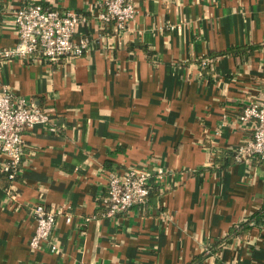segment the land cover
Returning <instances> with one entry per match:
<instances>
[{"label":"crops","instance_id":"crops-1","mask_svg":"<svg viewBox=\"0 0 264 264\" xmlns=\"http://www.w3.org/2000/svg\"><path fill=\"white\" fill-rule=\"evenodd\" d=\"M100 1L49 0L86 18L81 56L0 60V84L50 116L0 174V264H264V223L233 234L264 200V160L234 158L251 135L238 117L263 95L264 0H133L120 32L99 30ZM22 2L0 0V49ZM143 164L164 174L147 202L105 216L106 172ZM36 204L70 214L54 250L28 246Z\"/></svg>","mask_w":264,"mask_h":264},{"label":"built area","instance_id":"built-area-1","mask_svg":"<svg viewBox=\"0 0 264 264\" xmlns=\"http://www.w3.org/2000/svg\"><path fill=\"white\" fill-rule=\"evenodd\" d=\"M14 11L12 24L16 33V42L11 48L0 49V60L41 59L50 64L61 60H71L88 50L87 38L74 39L79 24L86 18L74 10L59 8L49 0H22ZM96 20L99 30H105L112 24L115 32L126 28L137 13L133 0H101L98 4ZM239 121L248 123L251 135L248 140L235 148L234 158H257L264 160V86L260 100L246 104L239 115ZM50 121V116L34 102L18 95L0 84V153L6 156L0 170L12 180L18 173L23 158V135L37 124ZM106 196L103 199L104 215L118 216L133 207L147 202L150 189L162 181L163 172L156 171L155 177L149 164L130 167L124 171L106 172ZM6 192H9L7 189ZM63 215L69 222L71 217L62 208L49 209L36 204L32 209L34 231L28 242L29 248L39 249L47 245L55 249L52 241L57 216Z\"/></svg>","mask_w":264,"mask_h":264},{"label":"trees","instance_id":"trees-1","mask_svg":"<svg viewBox=\"0 0 264 264\" xmlns=\"http://www.w3.org/2000/svg\"><path fill=\"white\" fill-rule=\"evenodd\" d=\"M0 174H2L3 176H5V180L8 182L10 179L7 177V174H5L3 171L0 170ZM152 189V187H151ZM150 189V191H151ZM264 223V200L262 205L260 206V208L254 212L253 214L245 217V219L243 221H241L239 223V225L234 229V235H241L243 232L252 229L253 227H259V225ZM232 235V236H234ZM231 236V237H232ZM231 237L229 238H225L221 241L218 242L219 245H221L222 243H226V241H229V239H231Z\"/></svg>","mask_w":264,"mask_h":264}]
</instances>
